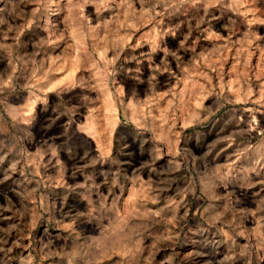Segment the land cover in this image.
Listing matches in <instances>:
<instances>
[{"label": "rangeland", "instance_id": "obj_1", "mask_svg": "<svg viewBox=\"0 0 264 264\" xmlns=\"http://www.w3.org/2000/svg\"><path fill=\"white\" fill-rule=\"evenodd\" d=\"M0 264H264V0H0Z\"/></svg>", "mask_w": 264, "mask_h": 264}, {"label": "bare ground", "instance_id": "obj_2", "mask_svg": "<svg viewBox=\"0 0 264 264\" xmlns=\"http://www.w3.org/2000/svg\"><path fill=\"white\" fill-rule=\"evenodd\" d=\"M93 121H94L93 116H92V117L90 116V117L87 118V120H86V125H85V127L82 128V129L85 130L87 133H89L91 136H94V135H96V133H97V131L95 130V127H94ZM79 128H80V127H79ZM87 139H88L87 141L90 143V145H91L92 147H94V145H95V141H94L90 136H88ZM93 231H96V230L94 229Z\"/></svg>", "mask_w": 264, "mask_h": 264}]
</instances>
